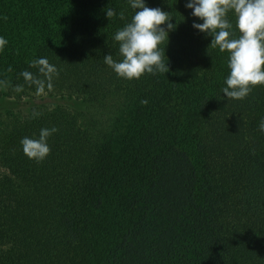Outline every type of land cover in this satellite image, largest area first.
Segmentation results:
<instances>
[{
  "label": "trees",
  "instance_id": "16d2710c",
  "mask_svg": "<svg viewBox=\"0 0 264 264\" xmlns=\"http://www.w3.org/2000/svg\"><path fill=\"white\" fill-rule=\"evenodd\" d=\"M185 2L146 0L177 25L161 45L169 69L128 80L104 62L121 59L128 0H0V95L74 98L106 116L33 106L0 120V264H264V85L223 96L229 54ZM40 57L51 90L30 67ZM52 127L50 154L28 158L21 139Z\"/></svg>",
  "mask_w": 264,
  "mask_h": 264
},
{
  "label": "clouds",
  "instance_id": "9594fccd",
  "mask_svg": "<svg viewBox=\"0 0 264 264\" xmlns=\"http://www.w3.org/2000/svg\"><path fill=\"white\" fill-rule=\"evenodd\" d=\"M134 10L130 22L118 29L113 39L119 43V61L112 54L104 56V62L119 76L128 80L139 79L145 73L165 72L163 56L165 48L161 45L169 41V34L176 30L172 22L173 15L160 7H149L146 0H128ZM185 7L190 15L202 23L193 20L192 27L212 37L211 45L220 52H228L227 66L229 74L221 89L223 96L229 99H243L250 94L252 88L264 85V0H186ZM232 12L235 15V29L227 18ZM116 15L114 9H106V17L110 20ZM123 16V13H121ZM163 25V26H162ZM7 41L0 36V48ZM39 68V72L48 77L47 88L51 90L50 73L54 67L46 57L37 58L30 67ZM24 80L36 86L37 94L45 90V82L37 79L29 71L20 74ZM17 86L16 91H22ZM33 118L39 116L35 110ZM258 129L264 133V118L258 123ZM58 129L41 128L38 137L25 136L20 144L24 154L37 162L50 154L49 137Z\"/></svg>",
  "mask_w": 264,
  "mask_h": 264
},
{
  "label": "rangeland",
  "instance_id": "374dc122",
  "mask_svg": "<svg viewBox=\"0 0 264 264\" xmlns=\"http://www.w3.org/2000/svg\"><path fill=\"white\" fill-rule=\"evenodd\" d=\"M33 106H40L48 109H66L72 112L83 113L87 118L95 117L102 120L106 116L101 111L95 110V108L83 103L80 100L74 98H60V97H38L35 99L18 100L14 98H8L0 95V120L7 119L9 116L20 115V113L28 112ZM85 116H83L85 118ZM125 117V118H124ZM126 116L117 112L115 117L109 120L111 129H114L116 134L120 135L124 131V123ZM85 120H87L85 118ZM123 128V129H122Z\"/></svg>",
  "mask_w": 264,
  "mask_h": 264
}]
</instances>
